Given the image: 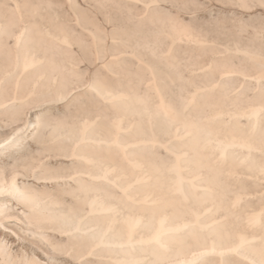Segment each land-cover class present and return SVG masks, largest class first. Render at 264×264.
Masks as SVG:
<instances>
[{
  "label": "bare ground",
  "instance_id": "obj_1",
  "mask_svg": "<svg viewBox=\"0 0 264 264\" xmlns=\"http://www.w3.org/2000/svg\"><path fill=\"white\" fill-rule=\"evenodd\" d=\"M37 1L38 0H36V3ZM53 1L56 3L57 2L60 3L61 0H47V2H50V4L51 3L53 4L54 3ZM68 1L70 2V0H67V2ZM119 1L120 0H118V2ZM146 1L147 0H145V3ZM61 2H65V1H61ZM74 2H76V0ZM129 2L132 3L131 0ZM7 3L6 6H11L13 4L11 7L14 6L17 9H20L21 7L20 10L24 9L25 10L24 14H22L23 12L20 13L21 11L20 12L17 11L16 13L17 14L20 13L22 14V16L25 15V18L22 17L21 21L23 22H21V26L19 27L20 30L18 32H12L11 30L9 31L10 26L8 27L7 22L4 21L2 23V21H0V54L1 53L4 54V52L8 50H12L8 46L9 43L7 44V42L9 41V40L6 41L7 38L8 39L12 38V40L10 41H12L13 45L12 44L11 45L14 47L13 50H15V55L12 58V60L6 62H4L5 60L3 59L0 60L1 62L3 61L2 63H0V69L12 67V70L14 71L13 75L14 73H16L17 76L16 75L15 76L19 78L21 75L24 76L29 70L35 68L37 69L39 66H41L43 64V61H47L44 58V56H46L45 50L41 52L42 51L41 49H37L39 53L41 54L44 53L45 55H40V54L36 55L35 54L36 50L34 49L33 45L34 42L36 41L37 44L36 43L35 44L37 47H39L40 45L39 43H42V41L37 42V40L40 41L39 39L40 38L42 39V36L45 38L52 37L53 38V39L51 38L52 39L51 41H53L52 43L57 44L55 43L56 41L59 43L58 46H60L61 44H63V46L71 45L70 43L71 41L69 42L68 41L69 39L67 40L63 36V29L65 27V23L63 22V19L60 18L62 20L61 22L55 19L54 17H52L54 18L53 21L45 20L46 17L43 16L45 8L42 9L43 7L40 6L41 4L36 5L35 0L34 2L33 0H21V1L10 0L9 4L11 3L12 4L7 5ZM39 3L41 2L39 1ZM154 3L152 4L150 3V4L153 5ZM42 4L45 5V3ZM63 4L64 6L67 5L66 3H61V5ZM56 7L60 8L58 6ZM56 7L54 6L55 9H57ZM74 7L76 8V6ZM6 8L7 7H5V9ZM47 8H48L47 11L45 10L46 13L51 12L50 14L52 15L53 7L51 9L49 7ZM49 9L51 10L50 12H48ZM71 9L72 8H70V10ZM91 9L92 8H90V10ZM72 10H75L74 15L75 17H77L76 16L78 14V13L76 14L77 10L76 9H72ZM147 11L145 12L147 13ZM85 12L86 11L84 10V13ZM8 15L6 14V16ZM67 15L66 16L64 15L66 17V20L68 19ZM80 15L82 14L80 13ZM58 16L60 17L61 15ZM16 18L21 19V15L18 14ZM77 19L78 17L76 18V22L79 23V19L78 20ZM10 20L9 22H11ZM66 22H68V20ZM175 23H178V21H176ZM66 24H70V22ZM90 24L91 21L89 19H86V21L81 22L79 25L82 26V30H85V28L86 29L89 28ZM99 24L102 23L99 22ZM71 26L69 25V27ZM11 27H13V24H11ZM47 28H49V32L45 33L44 31L46 35L45 36L43 34L41 35L40 33L43 32L42 30H46ZM30 31L32 34L29 33ZM45 38L43 39L45 40ZM4 45H6L7 47V48L5 47L6 51L3 50ZM97 56L98 55H96V57ZM5 57L8 58L7 56ZM108 57L111 60L113 59L117 61L116 55H110ZM102 64H104L105 66L109 65V63L108 64L102 63ZM141 66H143V64ZM145 68L149 69V66H145ZM9 70L10 69H8V72H10ZM146 71L147 70H145V72ZM43 72L44 71L42 72L40 71L41 74L39 76H42ZM2 75L0 74V76ZM10 75H12V73ZM15 76L13 77L15 78ZM35 76H37V74L35 75L34 72L33 78ZM226 77H228V75ZM129 80L131 81V79ZM103 81L101 80L95 81L94 78H91V81L89 82L86 81L87 82L86 85L84 83V86L82 88L86 89L88 92L94 91V93L97 95L96 98L99 97L102 101L107 103L109 107H111L115 112H117L116 115L111 118L110 120L111 124L109 123V125L107 126L109 128V126L112 125V129L114 130V133L112 134V132L110 131L111 135L109 132H108L109 135H107L99 128L94 127L93 121L85 124L83 120L78 123V124H81V122L84 123L80 131L79 128L75 129L74 126H72L74 130L76 131L78 130L77 131L78 135L80 134L79 138L76 139L77 142L73 140L75 138V137L73 138L74 135H72V137L69 138L70 133L64 134L63 132L66 131L63 132L60 131L65 135L66 138H69V141L73 138L72 141L75 142V146L72 147L75 150H73L72 153L73 155L71 156H73V158L76 157L74 159L76 162L73 161V158L71 160L77 163V161L80 159L83 161V163L80 164H84V166L81 165V168L82 166L84 167L83 171H80L81 170L80 168V170L79 169L77 170L78 173L76 171L77 174L74 175L70 173L73 176L68 174L71 177L66 176L67 178L64 179L67 180L69 183L74 180L75 185L78 186L83 184V187H81L82 185L79 186L81 188H84V186L89 187V185H92V188L94 189L95 187L102 189V185L103 187L111 186L113 187L115 193L111 190H110L111 191L110 196H106V195L102 196L99 193L100 191L98 193L94 192L92 196L88 193L90 195V196L88 195L90 197L88 199L89 210L94 222H91L89 220L90 218H86L87 219V223H86L83 220V218L88 215L87 212L86 215L84 214L85 216L82 219L77 218L78 217L77 214L75 217L68 215L66 209L63 207L64 204L63 205L61 204V200H60L61 196L59 197L58 195L54 194L55 192L54 193L49 192L50 195L48 196L47 194L46 197L44 192L45 191L44 186H41L39 184L41 186L40 188L38 187L29 188V186L32 187L33 184L28 185L27 184L28 182L25 183L26 181L23 183L22 179L20 180L18 179L19 177H17V175H14L15 173L12 174L7 179V181H4L5 175L2 172H0V226L6 229L5 227L8 226L7 224L11 223L9 222V220L11 219L12 221L11 217L13 216V214L10 217L9 212L11 210L10 206L12 207L14 206L13 205L8 206L9 204L7 203L8 202L7 198L9 199L10 197V199L13 198V200L17 201L18 205L22 206V210L20 209V211L19 210L18 211L21 213V217L25 222L24 224L27 223L28 231L32 234L38 235L41 232L43 233L44 230L43 226L45 227V225H43V222L47 219L49 220L53 219V221L55 222L57 221V224L54 222L56 224L55 226H57L58 223L64 225V227L67 228L66 231L69 232L70 235L71 233L76 234V232L83 233L85 240L90 245L88 246L87 244L89 248H87L88 250L85 249L88 252L79 251L82 254L81 255L77 254L76 256L73 257V259L77 260L76 262L78 263L83 262L84 264V261H86L85 263L88 264L89 261H87V256L89 254H93L97 249H103L110 256L111 258L110 261L114 262L115 264H264V138L263 136L262 138L261 137L259 138L258 136H256V138L254 137L255 128L257 126L259 127L258 124L260 123L259 120L261 118L260 115L262 112L261 108L263 107L262 104H261L262 107L258 105V106L243 108L242 110L239 108L240 110L239 111L237 110L238 111L237 112V111L225 110L216 103L215 105H213L214 106L213 109L211 110L209 109L208 115L203 116L202 113H200L203 117L194 118L196 119V121H194V119H191V117L188 116V112L186 118L181 119L180 115H179L180 117L178 116L177 118V115H175L176 111L173 112L172 108L169 105L171 103L169 102L165 103L153 81L147 82V88L146 87L145 88L155 91L156 96L154 97H156V99L148 96L147 95L148 93L145 96H139L137 93H133L134 91L132 92L131 91L132 89L126 91L127 89L125 90L124 88L127 86L125 85L124 88L122 89L125 91H120V90L116 91L118 90V88H115V91L111 90L107 86V84H105ZM13 83L15 84V82ZM34 83L36 84L38 82H34ZM124 83L126 84L127 80L126 81L124 80ZM113 88L114 87H112V89ZM77 89L79 88L77 87ZM77 89L75 87L73 91H76ZM1 90H4V88L0 89V91ZM10 91H13L14 94V93H18L17 91L19 90L17 89L16 92H14V90H10ZM30 93L32 94L31 91ZM198 93H199L198 90L194 89L193 93L189 97V104L191 105L189 106L191 108H192V104L194 105L196 103V95H198ZM22 95H20L21 98H23ZM4 96L6 95L4 94ZM1 97H0V107L5 105L6 103L8 104V101H6ZM25 99H27V97H25ZM146 100L152 101V102L149 101L150 102L149 105H151L149 109L144 108ZM12 101H14V99ZM34 105L35 106H33L32 109H30V115H29L30 119H24L25 121L23 120L24 122L22 123L20 122L19 125H17L16 122H14V124L17 125L14 129V139L12 136H8L5 139L0 140V149L1 147L4 148L6 144L8 145L10 141L13 140L16 141L19 133H21L22 130L24 131V128L29 127L30 122L35 121L37 119L39 113L37 114L34 112L32 114V112L35 111L37 109V106L39 105L36 104ZM195 105L198 106V104ZM194 110L197 109L194 108ZM142 112L149 113V116L159 115V114L163 116V118L166 120L167 124L169 125L168 129L170 128L172 129V134H173L171 136L172 138L166 139L164 142H161V140L157 138L156 140L155 138L152 137H144V135L142 136L141 131L143 128L141 129L140 126H144V125H140V123L137 120L138 117L137 115L141 114ZM94 114L96 113H93V116ZM195 114L197 113L195 112ZM14 115L16 116L15 113ZM85 115L86 116L88 115L87 117H91L88 111L86 112ZM85 115H84V119L86 118ZM97 115H98V111H97ZM93 116L92 118L94 119L96 115L94 117ZM153 117L154 116H152L151 118ZM238 118L245 119L246 123L244 125L248 126L250 135L255 139L242 137L237 135V133L234 134L235 133L234 126L233 125L230 126L228 124L232 122L240 123V121H238ZM20 119H22V117ZM87 119L88 118H86L85 121H87ZM106 119L107 118H105V121ZM141 120L142 119H140V122ZM147 123H145V127ZM154 123L156 124V122ZM33 124H35V122ZM101 124L103 125L104 122ZM154 125H152L153 128L155 127ZM241 126H243V124ZM245 126L243 127L244 129L246 128ZM238 128H240V126ZM103 129H105V127ZM112 129L110 128L109 130ZM69 130L68 132L70 131L72 132L73 129H71L70 131ZM153 130L156 129H152V131ZM10 131H12L11 127H10ZM240 132L238 131V133ZM56 133H54L56 136L57 135L61 136L59 133L58 134ZM162 134L164 136V134L166 133H162ZM168 134H166V136H168ZM66 135L69 136L67 137ZM75 136H77V134ZM53 139L55 140V138ZM172 141L175 142L172 143ZM7 145L5 147H7ZM59 146L60 144L58 145V147ZM174 146H178V147L180 146V147L178 149H175L176 147ZM67 147H69L68 150L71 149V145ZM67 147H62V148H67ZM94 147H101L104 150H108L109 154L102 156L101 154L104 153H101L99 156L97 155V152L96 153L93 152ZM157 148L159 149L161 148L162 151H165L167 152V154L172 155V160L169 159V156L167 157L169 161H162L161 159H159L158 161L156 159L157 157L155 158V154L151 157L150 156L151 152L157 153L156 151L154 152V150H156ZM65 150L67 151V149H64V152L62 153H65ZM97 150L98 149H96V151ZM67 152L69 153V151ZM161 154H163V152ZM64 155H66V153L63 154V156ZM157 155L158 153L156 154V156ZM115 156L118 159H116ZM38 157L39 159L41 158L40 154L38 155ZM150 157L152 158V160L150 159ZM33 158H35V156ZM37 158L35 159V162L34 159L31 161H33V163H36L37 161L38 163L39 161L37 160ZM64 159L65 157H63V160ZM43 160L46 161L45 159ZM69 161L70 160H68L67 163L69 164L72 163V167H73L74 163ZM28 163L31 164L32 162H28ZM29 164H27L26 168H29L28 167ZM44 164L46 165V162ZM34 165L35 164L31 165L32 169ZM52 166H51L52 169L50 167L49 169H51L54 172L55 171L54 167H56V165H52ZM24 168L25 167H23V169ZM40 168H43V170L46 171V169H44L43 166L39 167V169ZM39 169H37V171ZM33 170L35 171V169ZM22 171L23 170L21 168V172ZM30 171L31 170L29 169V171L27 170L26 172V169H24L23 171L24 173L20 177L25 176L29 178V180L32 179L39 180V182H42V184L46 182H51L52 184H54V186L57 187L60 184L59 182L61 180H64L63 178L60 179L61 177L59 178V176L52 174L53 172L48 173V171H46V173H48L47 175L42 173H41L42 175H39L36 173V171L35 172L32 171L33 173ZM61 172H63V170H61ZM19 173L20 172L16 174ZM73 173H75V171H73ZM68 177L71 178L70 181ZM83 192L84 191H82V193ZM77 194L79 195V193ZM81 196L83 195L81 194ZM67 198L68 197H66L65 199ZM80 198L81 197L79 195V199ZM64 203L66 204V202ZM18 214L19 213H17V215ZM64 227H61L62 230L60 231V233L63 231ZM25 229L26 228H24V230ZM18 231H20V229H18ZM66 231H64V233ZM44 234L45 233L39 234L38 236L42 237L43 235L45 237ZM64 235L65 234H63V236ZM55 248H57V246ZM77 249L78 248H76L75 250ZM91 257L93 256L91 255L88 258ZM97 257H102V256L100 254V256L98 255ZM102 260H105V258H102Z\"/></svg>",
  "mask_w": 264,
  "mask_h": 264
},
{
  "label": "rangeland",
  "instance_id": "obj_2",
  "mask_svg": "<svg viewBox=\"0 0 264 264\" xmlns=\"http://www.w3.org/2000/svg\"><path fill=\"white\" fill-rule=\"evenodd\" d=\"M3 1L6 3L8 2L7 5L10 3V0H0V21H2V23L4 21L7 22L8 27L10 26L9 31L11 30L12 32H18L20 30L19 27L21 26V22H23L21 21L22 17L25 18V15L22 16L25 10L23 8V10H20L21 7L20 9H17L14 6L11 7L13 5L12 3V5L9 4L11 6H6V3H4ZM39 1L41 3H39ZM61 1L60 3L57 2L58 4L54 1L53 4H50V2H47V0H38L37 3L35 0V3L36 5L41 4L40 6L43 7L42 9L45 8L43 14V16L46 17L45 20L53 21V19L55 18L61 22V19H63V22L65 23V27L63 29V36L67 40L69 39V42L71 41V45L63 46V44H61L60 46H58V42L55 41V43L57 44L52 43V37L51 39L42 36V39L45 38V40H42L41 38L39 39L40 41L37 40V42L42 41V43H39V47L36 46V41L33 45L34 49L36 50V55L46 54L44 58L47 61H43V64L41 66H39L37 69L35 68L29 70L30 72L28 71L24 76L21 75V78L19 77L20 79L16 77V73H14L13 75L14 71L12 70V67L0 69V74H3L2 76H0V79H2L0 80V87L3 86L0 89L4 88V90L0 91V94L3 91L0 97L3 95L1 98L8 101L9 104L8 105L6 103L5 105L0 107V140L5 139L8 136H12L14 139L15 127L19 125L20 122H24V119H30V109L35 106L34 104L39 105L37 106V109L32 112V114L34 112L37 114L39 113L37 119L35 121H32L33 123L35 122V124L30 122V128H24V131L22 130L21 133H19V135L17 136L18 138L16 141H10L8 145L6 144L7 147H5V145L4 148L1 147L0 149V172L5 175L4 181H7V179L15 173L14 175H17V177H19L18 179H22L23 183L26 181L25 183L28 182V185L33 184L32 187L29 186V188H40L41 186H44V192L46 197L47 194L49 196L50 193L54 192V194L58 195L59 197L61 196V204H64L63 207L66 209L68 215L75 217L77 214V218L82 219L87 212L88 215L84 217L85 219L83 218V220L87 223L86 218H90L89 220L91 222H94L89 210V196H92L94 192L98 193L99 191L102 196H110V192H114L113 187H103L102 185V189L98 187H95L94 189L92 188V185H89V187L84 186V189L81 188L83 187V184H81L82 186L79 185L81 186L79 187L78 185H75L74 180L71 181L72 185L71 182L69 183L67 180H65L67 178L66 176L71 175L70 173L75 175L78 173L77 170H80L81 165L84 166V164H80L83 163L82 160L79 159L77 163H75L76 161L74 159L76 157L73 158V156H71L73 155V150H75L72 147L75 146V142H77L76 139H78L80 135H78V130L76 131L74 130V128H79L80 131L84 123L87 124L93 121L94 127L99 128L105 134L109 135L108 132L110 133V135L111 132L112 134L114 133L112 125H110L111 127L109 126V128L107 126L109 125V123L111 124L110 120L113 116L116 115L117 112H115L111 107H109L107 103L102 101L99 97L96 98L97 95L94 93V91L88 92L86 89L82 88L84 86V83L86 85L87 82L91 81V78H94L95 81L104 80L103 82L107 84V86L111 90L114 91L115 88H118V90L116 91H125L126 89V91H129L132 89L131 91H134L133 93H137L139 96H145L148 93V96L156 99V97H154L156 96V92L153 90L146 89L147 82L153 81L159 93L161 94L162 99L165 101V103H171L169 105L172 108L173 112L176 111L175 115H177V118L180 115L181 117H179L181 119L187 117V112L188 116L191 117V119L208 115L209 109H213V105H215L216 103L223 109L230 111H239L243 108L258 105L261 106L262 104L263 107L261 106L262 112L260 115L261 118L259 120L260 123L258 124L259 127L257 126L255 128L254 137L256 138V136H258L259 138H262L263 136L264 138V0H147L146 3L145 0H131L132 3L129 2L130 0H120L119 2L118 0H76V2H74L75 0H70V2L68 1L69 4L67 0ZM46 2L48 5L46 4ZM42 3H45V5ZM61 3H66L67 5H61ZM150 3L154 4L151 5ZM4 6L7 8L5 9ZM54 6H58L61 9L57 7V9H55ZM74 6H76V8ZM47 7H49L50 9L53 7L52 11L53 14L54 12L55 14L51 15L50 9L48 11L50 13H46L48 9ZM70 8L77 10L76 14H78L76 16L79 19V23L76 22L77 17H75L74 15L75 10H70ZM90 8L92 9L90 10ZM84 10L87 13H84ZM17 11H21L20 13L23 12L22 14L18 13L19 15H21V19H19L20 16L19 18H16L18 15L16 13ZM78 11L82 15H80ZM145 11H147V13ZM63 12L65 16L68 14V22H66L67 20L66 17L63 15ZM6 14L9 15L6 16ZM58 15L61 16L59 17ZM8 19H12L10 21L13 22H9ZM86 19H89L91 21V24L89 28H85V30H82V26H80L79 24L81 22L86 21ZM175 20L178 21V23H175ZM69 22L70 24H66ZM99 22L102 24H99ZM9 23L13 24V27H11V24ZM69 25H72L71 27H74L71 28L69 27ZM103 25L105 26V28ZM46 30H42L43 32L41 31L42 33L40 34H43L45 36V33L49 32V28H47ZM29 33H31V31ZM10 40H12V38L6 39V41H8L7 44L9 43L8 46L12 50H8L9 52L6 51L7 47L6 45H4L3 50L6 52H4V54H0V60L3 59L5 60L4 62L12 60L15 55V50H13L14 47L12 46L13 44ZM37 49H41V52L45 50V54L39 53ZM96 55L98 56L96 57ZM110 55H116L117 61L109 59L108 56ZM5 56H7L8 58H6ZM2 62L0 61V63ZM101 62L106 64L109 63V65L105 66ZM140 63H142L143 66H141L142 64ZM144 65L149 66V69H146ZM136 66H138L139 68ZM8 69H10L9 71L12 73V75H10L11 73L8 72ZM145 70L147 71L145 72ZM40 71H44L42 73V76H39L41 74ZM34 72L35 75L37 74L39 78L37 76L33 78ZM150 74H152L153 76ZM227 75L228 77H226ZM13 76H15V78ZM129 79H131V81ZM124 80H127L126 84L124 83ZM12 81L15 82V84ZM34 82L38 83L35 84ZM124 85L127 87L124 88ZM12 87L16 89H13ZM75 87L76 89L77 87L79 89L73 91ZM112 87L114 88L112 89ZM123 88L125 90H122ZM17 89L19 91H17ZM194 89L198 90L199 92L198 95H196L195 103L198 104V106L195 104L194 106L192 104L191 108V105L189 104V97L193 93ZM10 90H14V92L17 91L18 93L13 94V91ZM30 91L32 92V94L30 93ZM77 91H79L80 93ZM3 93L6 96H4ZM20 95H22L24 99L21 98ZM25 97H27V99H25ZM13 99L14 101H12ZM20 101L24 104H22ZM147 101L148 100L145 101V109H149L151 107V105L149 104L152 101ZM146 102L148 105L146 104ZM193 107L197 110H194ZM87 111L90 113V115L92 112L96 113L94 114V116H96L94 117L92 113L91 117H87L88 115H85ZM195 112L197 114H195ZM14 113L16 114V116L14 115ZM145 113L142 112L141 114L137 115V120L140 125H144L140 126L141 129L143 128L141 131L142 136L144 135V137H152L155 139L157 138L161 140V142H164L166 139L172 138V129H168L169 125L167 124L163 116H161L160 114L152 115L154 117L151 118L152 116H149V113ZM200 113H202L203 116ZM84 115L86 116V118H88L87 121H85L86 118L84 119ZM92 116L94 117V119L92 118ZM19 117H22V119H20ZM105 118H107L106 121ZM95 119L98 122H96ZM140 119H142L141 122ZM82 120L84 123L81 122V124H78ZM147 121L149 124L147 123ZM153 121L156 122V124ZM194 121H196V119H194ZM238 121H240V123L232 122L228 124L230 126H234V134L237 133V135L239 136L248 137L252 139L253 137L250 135L248 126L244 125L246 123L245 119L238 118ZM14 122H16L17 125L14 124ZM103 122L106 126L104 124V126L101 124ZM145 123H147L146 127ZM241 123L243 124V126H241ZM152 125H154L156 128H153ZM235 125L238 126L236 127ZM72 126H74V128ZM239 126L240 128H238ZM244 126L246 127L245 129L243 128ZM10 127L13 132L10 131ZM104 127L105 129H103ZM70 128L73 129L72 132L70 131ZM110 128L112 130H109ZM152 129L156 130L152 131ZM68 130L70 132H68ZM55 131L58 133L60 131H66L63 133H70V136L68 135L69 138L74 135L73 138H75L72 139L75 142L72 141V139L69 141V138H66L65 135L61 132L59 133L61 136H56L54 134L56 133ZM238 131L241 132L238 133ZM75 132L77 136H75ZM162 133H166L168 134V136H166V134H164L163 136ZM154 134L156 137L154 136ZM53 138H55V140ZM174 142L175 141H172V143ZM59 144L61 148L60 146L58 147ZM69 144L71 145L72 151L71 149L68 150L69 147L67 146H70ZM174 147H176L175 149H178L180 146ZM64 149H67L69 153L65 150L66 155L63 156V154H65L62 153L64 152ZM96 149L98 150L96 151ZM158 149L159 148L154 150V152L156 151L158 153L157 156V153L153 152H151L150 156L152 157L155 154V158L157 157L156 159L158 161L159 159H161L162 161H169V159L172 160V155H169L167 154V152L162 151L161 148L159 150ZM93 152H97V155L99 156L101 153H104L101 154L102 156L109 154L108 150H104L101 147H94ZM162 152L163 154H161ZM39 154L41 157L40 159L38 157ZM32 156H35V158H33ZM62 156L65 157L64 160ZM168 156L169 159L167 158ZM151 157L150 159L152 160ZM36 158L39 162L37 163L36 161V163H33V161L31 160L34 159L35 162ZM72 158L75 162L71 160ZM43 159H45L46 161H44ZM116 159L118 158L116 157ZM68 160L74 163L73 167L72 163H67ZM28 162L32 163L29 164ZM45 162L46 165L44 164ZM26 163L29 164V168H26ZM32 164H35V167L33 166V169H35L36 173L39 175H47L48 173L53 172L51 170L53 168L52 165H56L57 169L56 167H54L55 171L52 174L59 176V178L61 177L60 179L65 178V181L61 180L59 182V186L57 187L54 186V184H52L51 182H46L42 184V182H39V180H29V178L25 176L20 177L23 175L24 169H26V172L27 170L29 171V169L31 170L30 172H35L31 168ZM48 165L50 168L52 166V168L49 169ZM22 166L25 168L23 169ZM38 166H43L44 169L48 171V173H46L43 168H40L42 169L40 170ZM83 166L80 171H83ZM74 167L76 168V170ZM21 168L23 170L22 172ZM37 169H39L40 171L38 170V172ZM61 170H63L65 175L63 172H61ZM73 171H75V173H73ZM18 172L20 173L16 174ZM70 177H68L69 181L71 179ZM62 181H67L68 183H64ZM82 191L84 192L82 193ZM77 193H79L81 197L80 199ZM81 194L84 197L81 196ZM66 197L68 198L65 199ZM7 201V203L9 204L8 206H14H10L11 213L9 212L10 217L12 216V214L14 217H11L12 221L11 219L9 220V222L11 223L7 224L8 226L5 227L6 229L0 226V264H83V262L78 263L76 262L77 260L73 259V257L77 254H82L79 251L88 252L85 249L89 248L88 246L90 244L87 243V241L85 240L83 233H71V236L70 233L66 231L67 228H65L64 225L58 223V225L55 226L57 224V221L55 222L53 221V219H47L43 222V225H45V227L43 226V233H45V237L43 235L42 237L38 236L39 234H43L42 232L38 235L32 234L28 231L27 223L24 224L25 222L21 217V213L19 212L20 209L22 210V206L18 205L17 201L13 200V198L10 199L9 197V199L7 198ZM64 202H66L67 205ZM65 206H67L68 208ZM17 213H19V216L17 215ZM79 215L82 217H80ZM61 227L64 228L63 231L60 233V231L62 230ZM24 228H26L27 230H24ZM18 229H20V231H18ZM64 231H66L67 233H64ZM57 232H59L60 234ZM63 234L65 235L63 236ZM56 246L59 249L55 248ZM75 246L76 248H78L77 250H75ZM79 246L82 247L80 248ZM65 251L68 253V255H70L68 256ZM104 252L105 250L103 249H97L93 254H89L87 256V261H89L88 264H90L91 262V264H115L114 262L110 261L111 258L108 253ZM100 254L102 257H97L98 255L100 256ZM91 255L94 258H88ZM102 258H105L106 261L102 260ZM85 262L86 261H84V264H86Z\"/></svg>",
  "mask_w": 264,
  "mask_h": 264
}]
</instances>
